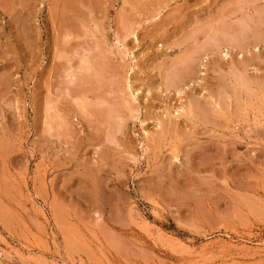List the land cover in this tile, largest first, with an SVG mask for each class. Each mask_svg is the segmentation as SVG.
<instances>
[{
	"label": "rangeland",
	"instance_id": "1",
	"mask_svg": "<svg viewBox=\"0 0 264 264\" xmlns=\"http://www.w3.org/2000/svg\"><path fill=\"white\" fill-rule=\"evenodd\" d=\"M263 17L0 0V264H264Z\"/></svg>",
	"mask_w": 264,
	"mask_h": 264
},
{
	"label": "bare ground",
	"instance_id": "2",
	"mask_svg": "<svg viewBox=\"0 0 264 264\" xmlns=\"http://www.w3.org/2000/svg\"><path fill=\"white\" fill-rule=\"evenodd\" d=\"M171 2V1H170ZM242 2V1H241ZM249 4V3H248ZM255 8V7H254ZM188 9V8H187ZM234 9V8H233ZM256 9V8H255ZM178 12V11H177ZM189 12V11H188ZM186 13H187V11H186ZM233 13V12H232ZM188 14V13H187ZM183 16V15H182ZM260 16V15H259ZM264 18V17H263ZM260 19V18H259ZM171 20V19H170ZM179 20H181V19H177L176 21H179ZM184 20V19H183ZM254 20V19H253ZM202 21V20H201ZM263 21V20H262ZM171 22V21H170ZM169 22V23H170ZM206 22H208V21H206ZM264 22V21H263ZM172 23V22H171ZM174 23V22H173ZM196 23V22H195ZM211 23H213L212 21H211ZM198 24V23H197ZM203 24V23H202ZM201 24V25H202ZM207 24V23H206ZM168 25V24H167ZM196 25V24H195ZM208 25H209V23H208ZM207 25V26H208ZM221 25V24H220ZM220 25H219V30L221 31V29H224V30H226V25H224V27H223V25H222V27L220 28ZM217 26H218V24H216V28H217ZM230 26H232L231 24H230ZM203 27V26H202ZM201 26H199V28H197V30H195L192 34H189V35H187V37H188V39L190 40V37L192 36L193 38H194V36L195 37H197V35L200 33V32H202L204 29L202 28ZM210 27V26H209ZM215 27V26H214ZM228 27H229V25H228ZM127 28V27H126ZM202 28V29H201ZM213 28V27H212ZM232 28V27H231ZM196 29V28H195ZM207 29H209V28H207ZM229 29V28H228ZM130 30V29H129ZM216 30H218V29H216ZM218 30V31H219ZM230 30V29H229ZM207 31H209V32H211L212 34H209V37L210 38H214V36H215V34H218V32L217 31H215V32H212V30H207ZM223 31V30H222ZM133 32V31H132ZM208 32V33H209ZM224 32V31H223ZM215 33V34H214ZM225 33H227V31H225ZM201 34H203V32L201 33ZM204 34H206L207 36H208V34L207 33H205V31H204ZM200 35V34H199ZM221 35V34H220ZM223 35V34H222ZM180 37V36H179ZM206 37V36H205ZM216 37V36H215ZM232 37V36H231ZM208 38V37H207ZM188 39H187V41H188ZM197 39V38H196ZM208 40H210V39H208ZM232 40H234V39H232ZM242 40V39H241ZM193 41H195L194 39H193ZM198 41V40H197ZM180 42V41H179ZM185 42V41H184ZM211 42V41H210ZM217 41H215V43H216ZM178 43V42H177ZM182 42H180V44H181ZM179 44V43H178ZM202 45V44H201ZM206 45V44H205ZM217 45V44H216ZM242 45V44H241ZM210 47H211V44H210ZM244 47V46H243ZM243 50H244V48H242ZM197 52V51H196ZM195 52V53H196ZM187 57H188V55H187ZM186 59V58H185ZM162 62V61H161ZM158 63V62H157ZM197 63H196V57H193V58H191L190 60L189 59H187L186 61H185V63L182 65V67L179 69L181 72L180 73H178L177 74V78H176V80L178 79V80H182V76H183V80H184V78H186V80H187V78H190V76H191V74L192 73H194V71H195V65H196ZM198 65V64H197ZM177 73V72H176ZM179 76H181V78L179 77ZM169 78V77H168ZM173 78H174V76H173ZM173 78H171V79H173ZM173 80H175V79H173ZM175 80V81H176ZM189 80V79H188ZM191 80V79H190ZM171 81V80H170ZM173 83V82H172ZM178 83H182V81L180 82H177V84ZM186 83V82H185ZM204 109V108H203ZM109 112V111H108ZM68 124V123H67ZM110 124V123H109ZM58 129V128H57ZM106 140V139H105ZM111 142V141H110ZM104 143V142H103ZM153 179V178H152ZM155 182V181H154ZM157 182V181H156Z\"/></svg>",
	"mask_w": 264,
	"mask_h": 264
}]
</instances>
